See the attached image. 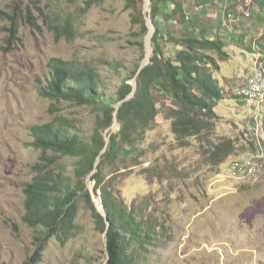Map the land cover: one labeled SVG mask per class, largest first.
<instances>
[{
    "label": "rangeland",
    "instance_id": "obj_1",
    "mask_svg": "<svg viewBox=\"0 0 264 264\" xmlns=\"http://www.w3.org/2000/svg\"><path fill=\"white\" fill-rule=\"evenodd\" d=\"M89 1L0 0V264L107 262L105 234L85 195L93 170L80 175L79 158L31 145L36 126L89 140L102 115L92 103L50 95L45 79L53 71L96 73L116 91L125 80L134 84L136 65L151 57L126 0H95L85 10ZM182 1L192 35L207 28L230 54L221 60L214 53L225 91L214 101L218 117L210 132L181 145L169 119L177 104L153 86L156 119L142 142L123 147L133 169L113 175L109 189L157 225L139 264H264V101L249 103L242 93L264 67V10L257 0ZM110 127L103 135L120 124L114 119ZM217 149L230 154L221 164L214 162ZM249 155H260V169L245 179L232 162ZM33 184L46 195L67 184L78 190L64 245L41 238L26 221Z\"/></svg>",
    "mask_w": 264,
    "mask_h": 264
},
{
    "label": "trees",
    "instance_id": "obj_2",
    "mask_svg": "<svg viewBox=\"0 0 264 264\" xmlns=\"http://www.w3.org/2000/svg\"><path fill=\"white\" fill-rule=\"evenodd\" d=\"M94 1H89L85 10ZM257 2L264 10V0ZM143 5L144 0H126L125 8L132 10L133 24L141 21L142 33L147 34ZM168 6H172L170 10ZM150 15L155 26L153 55L138 74L140 64L136 65L134 74H137V88L133 96L128 97L133 85L126 80L116 91H110L104 78L92 72L68 75L56 69L45 79L50 95L92 103L94 110L101 111L96 130L89 140L63 128L36 126L33 129L31 145L44 151L54 150L79 158L77 170L80 175L97 168L90 182L107 217L97 210L90 189H86L85 195L93 203L94 213L104 232L109 221L106 232L108 259L105 264H139L142 248L155 243L157 239L154 221L138 216L134 204L129 205L121 197L114 196L108 185L113 175H126L133 169L132 161L122 154L123 147H134L142 142L156 119L158 107L153 86L171 95L177 104L176 108L171 109L169 119L172 132L181 145L187 144L188 137L199 136L213 129L218 117L214 101L225 97L223 86L214 75V68L219 66L214 53L221 60L230 55L224 41L218 37H208L207 28H199L196 35H192L187 29L190 17L182 0H151ZM115 118L120 127L110 134L107 149L95 166L106 143L103 131L111 126ZM214 154H217L213 159L216 164L223 163L230 155L229 152L220 153L219 149ZM77 196L78 190L72 189L70 184L52 190L49 195L40 185L33 184L29 189L25 219L37 228L41 238H53L64 245L73 226L74 200Z\"/></svg>",
    "mask_w": 264,
    "mask_h": 264
},
{
    "label": "bare ground",
    "instance_id": "obj_3",
    "mask_svg": "<svg viewBox=\"0 0 264 264\" xmlns=\"http://www.w3.org/2000/svg\"><path fill=\"white\" fill-rule=\"evenodd\" d=\"M148 59L149 57L147 54L146 61ZM259 81L264 83V67H259L254 71V73H252V76L248 79L246 88L242 90V93L246 95L249 103L264 101V89H249L250 83L258 84ZM259 157L260 155H249L241 159H235L232 162V168L240 173L242 178L248 179L250 177H254L260 169V162L258 161ZM254 163L255 167L253 169H247V166H251Z\"/></svg>",
    "mask_w": 264,
    "mask_h": 264
},
{
    "label": "water",
    "instance_id": "obj_4",
    "mask_svg": "<svg viewBox=\"0 0 264 264\" xmlns=\"http://www.w3.org/2000/svg\"><path fill=\"white\" fill-rule=\"evenodd\" d=\"M150 11H151V0H144V5H143V15H144V18H145V23H146V25H147V28H148V32H147V35H146V37H145V46H147V43H148V40H149V42H150V44H151V49H152V53H151V56L153 55V44H152V36H153V34H154V31H155V26H154V24H153V22H152V18H151V15H150ZM151 58V57H150ZM150 58L147 60V61H142V63L140 64V67H139V69H138V72H137V74L143 69V67L145 66V65H147L149 62H150ZM133 85V90L131 91V93L129 94V96L128 97H131V96H133L134 95V93H135V90H136V88H137V81L134 83V84H132ZM116 120H117V118H115ZM111 128L112 127H109L107 130H106V132L108 131V130H111ZM112 132H109L108 133V135L106 136V135H104V139H105V146H104V148L102 149V151L99 153V156L97 157V159H96V162H95V166H97L98 165V163H99V161H100V156L105 152V150L107 149V146H108V144H109V141H110V134H111ZM97 170V168H95L94 170H93V174H94V172ZM92 174V175H93ZM91 183V182H90ZM91 191H92V195H93V197H94V199H95V201L97 202H100L101 203V206H100V208H99V211L101 212V214L104 216V217H107V212H106V210H105V208L103 207V204H102V202L97 198V196H96V194H95V192H94V189H93V187H92V185H91V189H90ZM106 221H107V218H106ZM108 226H109V221H107V225H106V231L104 232V234H105V241H107V238H106V232H107V228H108ZM108 259V258H107Z\"/></svg>",
    "mask_w": 264,
    "mask_h": 264
},
{
    "label": "built area",
    "instance_id": "obj_5",
    "mask_svg": "<svg viewBox=\"0 0 264 264\" xmlns=\"http://www.w3.org/2000/svg\"><path fill=\"white\" fill-rule=\"evenodd\" d=\"M249 89H264V83L259 81L258 84H249ZM241 165V164H239ZM255 167V163L251 166H247V169H253Z\"/></svg>",
    "mask_w": 264,
    "mask_h": 264
}]
</instances>
